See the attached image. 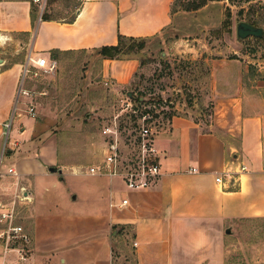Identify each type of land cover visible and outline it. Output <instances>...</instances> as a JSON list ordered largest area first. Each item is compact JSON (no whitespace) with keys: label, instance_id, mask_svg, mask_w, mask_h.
Here are the masks:
<instances>
[{"label":"crops","instance_id":"1","mask_svg":"<svg viewBox=\"0 0 264 264\" xmlns=\"http://www.w3.org/2000/svg\"><path fill=\"white\" fill-rule=\"evenodd\" d=\"M175 1L80 0L69 19L49 16L46 0H0V156L6 151L0 194L14 196L19 181L31 200L33 254L25 264H251L246 257L242 261L239 238L248 235L253 221L264 222V116L248 111L238 122L224 105L216 121L224 134L192 117L160 116L154 141L162 176L149 190L129 191L120 179L89 174L81 194L59 185L65 165L57 166L58 140L40 113L48 93L43 83L62 58L115 46L119 35H160L172 25ZM29 58H45L56 69L48 74L30 64L23 77ZM99 58V75L114 84V94H121L141 67L135 58ZM214 75L222 82L217 94L241 101L242 78L230 75L226 87L224 75ZM14 111L16 122L4 144ZM241 165L247 171L240 172ZM52 167L62 174L51 173ZM81 168L73 166V174L84 173ZM227 169L232 176L218 184ZM8 174L14 182L6 187ZM123 200L128 204L121 207ZM49 203H55L51 210ZM255 253L261 258L263 247ZM9 256L0 252V264L17 263Z\"/></svg>","mask_w":264,"mask_h":264},{"label":"rangeland","instance_id":"2","mask_svg":"<svg viewBox=\"0 0 264 264\" xmlns=\"http://www.w3.org/2000/svg\"><path fill=\"white\" fill-rule=\"evenodd\" d=\"M203 1L174 2L172 25L148 40L143 50L128 56V59L139 60L141 67L130 85L120 90L121 94H114V84L99 75L100 58L96 53L61 59L54 74L49 75L46 84L43 83L48 93L40 108L41 115L47 118L46 130L58 140L57 166L65 165L64 182L59 184L61 188L64 186L72 194H81L91 181H88L92 178H88L85 172L89 165L102 161L106 147L103 128L111 124L116 115H121L124 137L136 128L139 115L121 113L122 100H131L128 93L145 99L143 102L134 101L133 105L138 111L151 109L154 130L160 116L166 118L173 114L192 117L207 126L212 125L213 131L224 134L226 131L216 124L221 117L218 108L224 105L230 107V119L238 122L248 111L264 116V37L240 40L236 35V27L240 22L264 29V0H206L200 8L193 10L195 5ZM79 5L80 0H46L51 17L64 16L70 19ZM217 72L224 75L222 80L226 87L229 81L226 78L231 79L230 75L242 78L243 90L241 94L238 93L241 101L228 97L226 93L217 94L221 82L216 81L214 73ZM17 114V111L13 112L5 127L4 144L9 138L10 124H15ZM132 149L131 145L123 142L124 157H128ZM3 151L5 155V148ZM73 166L82 167L85 172L74 175ZM13 182L8 174L6 187ZM21 184L18 181V190L12 197L0 194L4 209L15 210L11 224L21 226L29 238L28 242H24L2 237V232L8 229L10 222L0 220L1 256L10 255L8 260H15L16 264L25 262L19 261V254L10 250L25 251L29 259L33 254L35 226L34 218L28 212L31 200L25 199ZM54 204L49 203L47 207L51 210ZM1 210L0 206V213ZM239 239V246L245 248L242 261L246 263L247 258L251 264H264V222L250 223L248 235L240 236ZM260 246L263 247L261 258L255 253V249Z\"/></svg>","mask_w":264,"mask_h":264},{"label":"built area","instance_id":"3","mask_svg":"<svg viewBox=\"0 0 264 264\" xmlns=\"http://www.w3.org/2000/svg\"><path fill=\"white\" fill-rule=\"evenodd\" d=\"M41 2V0H35ZM30 64L44 70V72L51 74L56 69V64H48L45 58H29L23 68V77L31 72ZM26 93V92H24ZM121 113L133 114L137 117L139 115V122L136 128L127 137H124L122 123L120 121V114L115 116L111 124L103 128V135L106 137V151L101 162L92 165L86 170L87 174L91 176H103L110 179H120L129 191H145L149 190L153 184L162 176L161 164L158 159V153L154 141V129L152 121L154 120L150 108H144L138 111L133 105L132 100H122ZM33 103L29 107V113L34 115ZM123 142L133 147L128 157L123 156ZM240 172L247 171L245 165H241ZM76 173V171H74ZM78 172L82 173L83 169ZM191 172H197L196 169ZM10 174H15L13 170L9 171ZM233 172L229 169L216 178L218 184H224V178H230ZM28 197L25 196V199ZM128 204L127 200H123L121 207ZM2 207L0 220L1 222H10L8 229L3 231L1 236H6L9 239H20L21 241L28 242V236L23 233L21 226H14L11 224L15 210L14 208L4 209ZM113 206V205H112ZM136 245V244H135ZM19 254V261L26 262L27 257L25 251L10 250Z\"/></svg>","mask_w":264,"mask_h":264},{"label":"trees","instance_id":"4","mask_svg":"<svg viewBox=\"0 0 264 264\" xmlns=\"http://www.w3.org/2000/svg\"><path fill=\"white\" fill-rule=\"evenodd\" d=\"M205 1L206 0H204L203 3L195 5L193 7V10L200 8L205 3ZM148 40L150 39H138V38H131V37H125L119 35L117 45L102 47L100 49H97L95 53L98 56L102 57L103 59H110V60L128 59L129 55L143 50L145 43ZM53 54L57 55L58 53L53 52ZM136 102H139V99ZM173 116L174 115L171 114L169 115V117L166 118L171 119Z\"/></svg>","mask_w":264,"mask_h":264},{"label":"water","instance_id":"5","mask_svg":"<svg viewBox=\"0 0 264 264\" xmlns=\"http://www.w3.org/2000/svg\"><path fill=\"white\" fill-rule=\"evenodd\" d=\"M236 35L237 38L240 40H245L250 37H255V38H262L264 37V29L261 27H257L253 24H250L248 22H240L237 27H236ZM128 97L132 101H137L139 99L140 102H143L145 99L144 98H136L132 93H128ZM3 154V152H2ZM2 154L0 156V162L2 159ZM51 173H59L62 174V170H59L56 167H52L49 169ZM61 180L64 182V178H61ZM227 233H230V230L227 231Z\"/></svg>","mask_w":264,"mask_h":264}]
</instances>
